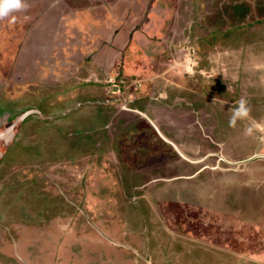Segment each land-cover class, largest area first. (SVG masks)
I'll use <instances>...</instances> for the list:
<instances>
[{
    "label": "rangeland",
    "instance_id": "rangeland-1",
    "mask_svg": "<svg viewBox=\"0 0 264 264\" xmlns=\"http://www.w3.org/2000/svg\"><path fill=\"white\" fill-rule=\"evenodd\" d=\"M64 1L81 7L93 0ZM105 2L70 12L94 28L101 17L107 34L115 33L112 54L90 57L91 68L104 60L105 93L99 95L102 72L85 74L89 68L65 75L71 66L63 64L49 82L60 91L90 82L91 91L71 94L78 102L91 95L81 113L49 123L26 110L34 94L16 88L17 77L33 83L36 94L48 79L12 74L14 61V87L0 88L1 119L13 125L31 113L21 123L26 134L8 147L13 160L0 169V264H21L14 253H25V264H264V0ZM62 7L53 9L60 18L54 41L41 45L39 36L50 31L28 28L46 52L87 42L71 32ZM121 82L120 94L111 95ZM242 97L250 115L229 127ZM99 100L112 111L110 120L102 116L107 136L92 131ZM125 100L148 102L145 116L130 112ZM54 104L39 111L50 117L68 107ZM19 180L25 188L10 191ZM23 228L27 234L18 239ZM12 242L20 245L13 249Z\"/></svg>",
    "mask_w": 264,
    "mask_h": 264
},
{
    "label": "flooded vegetation",
    "instance_id": "flooded-vegetation-1",
    "mask_svg": "<svg viewBox=\"0 0 264 264\" xmlns=\"http://www.w3.org/2000/svg\"><path fill=\"white\" fill-rule=\"evenodd\" d=\"M62 1H64V0H62ZM93 1H98V4H101V3H104L106 0H93ZM93 1H90L91 6H93L92 5ZM26 3L29 6L35 7L36 9H34V10L38 11L37 14H34V15H31L29 13L26 14L24 11L13 13V15L17 16V22L14 25H11L8 23V18H5L4 20H0V85H1L0 88L3 89L4 91H6V90L12 89L14 87L11 85L13 83L12 82V79H13L12 74H20V72H22V74L28 76V78H27L28 81L33 79V81H31V82H34L35 78L41 79V77L43 78V75L44 76L46 75L48 80H45L46 82L44 83V85L42 82H41V84H39V85H42L41 89L43 90V92H41L40 94H36L35 92H32V88L30 89V86L32 87L33 83L31 85L28 84L29 82L22 84L20 82L21 81L20 77H17V80H15L16 81V83H15L16 88L22 89V92L24 91L23 94H34V97H32V101H33L32 104L25 105L26 110L32 109L31 112H33V113L37 112L36 116H38V118L43 119V122L45 121V122H49V123L53 120H56L58 117L59 118H62V117L65 118V117H68L70 114L76 115L78 113H81L82 111H79V110L88 106V104L91 102V101L86 100L88 98L90 99L91 95H89V93L86 94L85 96L83 95V97H81L80 101L78 102L75 97L72 98L71 94L73 93V90L75 91V89L76 90L79 89L77 95L78 96L82 95L79 93L82 91L86 92L90 89V87H89L90 82L86 83V84L84 83L85 86L83 85V88H86V89H80L79 87L70 86L63 91H60L59 88L56 87L57 82H55L53 84H51L49 82H51L50 81L51 79L56 77L57 70L59 69V67H62L63 64H65V65L68 64L71 66V68L70 67L67 68L65 75L70 74L72 68H74V67L78 68L77 70L80 72L82 69L89 68V69L85 70V72H86L85 74H88L91 71V73L95 76V75H100V73H98V71L102 72L100 80H102L104 84H102L101 87L99 86V91H100L99 95L102 91L105 93V89H106L105 75H107V72L105 70V67L104 66H103L104 68L102 67V65H104V60H102V64L99 63V64H97L96 67L91 68L92 66L90 63V57H91V54H94L96 56V54L99 53V55L103 54L102 55V58H103V56L106 57V54L108 53V51L110 54H112L114 52L113 51L114 49L112 48L113 47L112 43L114 41H116L115 40V33H113V35H110V36L107 34V32L105 30H108V25L106 24V22H104V20H102L101 17H99V20H100L99 26L94 28L91 25V23L84 22L83 18L80 19V18H76L75 16L70 15V12H72V11H73V13L76 10L78 12L81 11L78 9H85L86 11L87 10L90 11L91 6L79 5L81 7H78L74 3L70 4V2L67 3L65 1L62 2L61 4H59L60 5L59 6L58 4L51 3L50 0H39L35 3H34V0H26ZM56 5H58V6H56ZM55 6L57 8H55ZM62 6H64V11L67 13L66 16L68 18V20H67L68 26L70 24L74 25L73 28H70L72 30L71 32H76V34L78 36H79V32H80L81 34H83L84 37H86L84 39L87 42H83V43L81 42L82 43V45H81V43L78 42V40H75V41L69 42L68 44H61V45L55 44L54 47L50 44V46H52V50H48V52H46V50L49 46L43 48L41 45H43L45 40L48 41V40L52 39V41H54L53 33L59 34L57 24H58V20L60 18L56 17V13H53V9L54 10L55 9L56 10H62L63 9ZM59 8H61V9H59ZM28 19H30V20L28 21ZM62 20L64 21V19H62ZM30 21H34V23H33L34 25L32 23H30ZM30 25H32L34 27V30L41 29L43 31H50L48 33V35L46 34L45 38H43L44 34L39 36V43L41 42V45L38 42L35 43L33 41V38H32L33 36L31 34L32 32L30 31V29H28L30 27ZM89 28H91V29H89ZM104 32H105V34H104ZM35 33H37V32H35ZM75 37L76 36H74V38ZM42 38H43V40H42ZM106 41H108L110 43H107ZM109 46H111V47H109ZM121 52H123V50H121ZM95 56H94V58H95ZM96 58H97V56H96ZM13 61L16 62L13 65L14 68H16L18 70H13L12 74H11V65L13 64ZM60 62H62L61 65H60ZM121 70H122V72L124 71L123 66H121L120 71H118L116 73L115 80L122 78ZM134 70H136V68H134ZM7 73H9V74H7ZM82 81H84V80H82ZM86 81H88V80H86ZM47 82L50 84V86H47V88H46L45 84H48ZM122 88H123V82H121V84H119L118 87H117V85H115L114 88L112 90H110L109 93L111 95H115L117 93L120 94V91ZM89 91H91V89ZM65 95L68 97L66 99H62ZM73 95H75V94H73ZM73 99H75V100L73 101V104H71V102H69V101L73 100ZM60 100H62V101L64 100L65 103L68 104L67 108H65V106H62L64 108L60 107V109H64V111H62V112L60 111V113H63V114L58 115L57 113H59V111L57 110L56 113L54 114L55 116L52 115V116L48 117V116L42 115L41 112L39 111V109H41L42 107H44V108H58V106L56 104H54V102L60 101ZM44 101H47L48 104L45 106H42L41 104H43ZM142 101L143 102H139V104H137L135 101L128 104V103H126V100H125V105L127 106V109L130 112H137L138 114L140 113L141 115H144L145 113L143 114V112L146 111L145 105L148 102H145L144 100H142ZM106 103H107V100H103L101 102L99 100V102H97V104L95 103L94 105L96 108L99 107V109L105 110L107 108ZM7 107L10 108V105H8ZM210 109H212V107ZM26 110L24 112H26ZM204 111H205L204 106L198 107L199 113L202 114V112H204ZM6 112L7 111H5L4 113H6ZM21 112L22 111H20V113ZM53 112H54V109H53ZM28 113L31 114L30 112H28ZM28 113L25 116V118L22 121L18 122L15 125V127H13V128H11L12 124H8L7 119L5 120V118H3V119L0 118V122H1L0 134H3V136L0 138V164L2 165L0 167V169H3V167L6 168V166L8 165V162H6L5 159L9 158V162L11 160H13L11 157L12 152L8 149V147L12 144L13 141H16L17 137L22 138L23 137L22 135L26 134L25 130L21 129L22 128L21 123H23L26 120V118L29 116ZM22 114H20L19 117ZM5 116L7 118L8 114L7 115L5 114ZM75 117L76 116H74V118ZM16 118H18V116H16ZM84 118H87V117H84ZM88 119H90V116L88 117ZM93 120L95 122H97V118H94ZM76 122L77 121H75V123ZM148 122H149V120H148ZM15 123H13V124H15ZM116 125L121 126V124H119V123H117ZM136 125H138V123ZM23 127H25V126H23ZM153 127H154V125H153ZM155 132H156V130H155ZM74 133L76 134L77 131H74ZM19 147H22V146L20 145ZM16 152H17V149L13 152V154H15ZM21 182H22V180L15 181L14 182L15 184L14 185L9 184L8 188L10 189V191H12L13 187H18L17 189H19V190L24 189L25 187H22ZM31 184H32V182H31ZM87 218H88L87 220L85 218L86 226L89 225V221H90L88 216H87ZM26 234H27V229L23 228L22 230L19 229V231L15 235L18 236L17 238L19 239V238L25 237ZM113 242L114 243H110V242L109 243L112 245H115L117 243V245H115L117 247H121V245L124 244V243L119 242V241H113ZM120 243H121V245H120ZM16 244L20 245V244H18V242L17 243L12 242V247L13 246L16 247L17 246ZM147 245L149 246V243H147ZM129 248L133 249V247H131V246ZM13 249H14V247H13ZM120 250L122 251V249H120ZM133 250H135V249H133ZM24 254L25 253L20 254L22 256V258H21L19 256V254L14 253V254H12V258H14L15 260H19L21 264H25L26 262L24 259L25 258Z\"/></svg>",
    "mask_w": 264,
    "mask_h": 264
},
{
    "label": "clouds",
    "instance_id": "clouds-1",
    "mask_svg": "<svg viewBox=\"0 0 264 264\" xmlns=\"http://www.w3.org/2000/svg\"><path fill=\"white\" fill-rule=\"evenodd\" d=\"M27 8L26 0H0V20L8 18V23L14 25L17 22V16L13 13L26 11ZM250 111L249 101L242 97L232 108V115L228 121L229 127H235L238 120L247 119ZM247 131L250 134L252 129L249 128Z\"/></svg>",
    "mask_w": 264,
    "mask_h": 264
},
{
    "label": "trees",
    "instance_id": "trees-1",
    "mask_svg": "<svg viewBox=\"0 0 264 264\" xmlns=\"http://www.w3.org/2000/svg\"><path fill=\"white\" fill-rule=\"evenodd\" d=\"M111 113L112 112L109 110V108H106L105 110H103V109H99V107H97V114L96 115H97L98 120L96 123L99 125V127H98V129L92 130L93 134H96V133L99 134V132L102 133V130L106 128V126H104L105 122L102 120V116H103V114H105V116H103L105 118V120H110L111 119ZM117 123H119V122L118 121L115 122V128H117V125H116ZM128 125H130V124H128ZM128 125L124 126V131H131V126H128ZM105 133H106V130L102 134L105 135ZM91 135H92V132H91ZM106 136H107V133H106ZM118 142H119V140L115 137V143L114 144L118 145ZM133 182H134V180H133ZM135 182H137V181L135 180Z\"/></svg>",
    "mask_w": 264,
    "mask_h": 264
},
{
    "label": "water",
    "instance_id": "water-1",
    "mask_svg": "<svg viewBox=\"0 0 264 264\" xmlns=\"http://www.w3.org/2000/svg\"><path fill=\"white\" fill-rule=\"evenodd\" d=\"M23 118H24V117H23ZM18 122H20V121H17L15 124H13L11 128L15 127V125H16ZM155 130H156L157 134L162 138V136H161L159 130H158L156 127H155ZM2 136H3V134H0V138H1ZM257 157H261V156H257ZM253 158H255V156H254ZM253 158H251V159H249V160H247V161H250V160H252ZM247 161H244V162H241V163H245V162H247ZM105 238H106V237H105Z\"/></svg>",
    "mask_w": 264,
    "mask_h": 264
},
{
    "label": "crops",
    "instance_id": "crops-1",
    "mask_svg": "<svg viewBox=\"0 0 264 264\" xmlns=\"http://www.w3.org/2000/svg\"><path fill=\"white\" fill-rule=\"evenodd\" d=\"M158 129V128H157Z\"/></svg>",
    "mask_w": 264,
    "mask_h": 264
}]
</instances>
